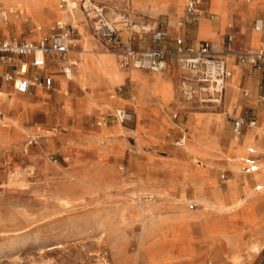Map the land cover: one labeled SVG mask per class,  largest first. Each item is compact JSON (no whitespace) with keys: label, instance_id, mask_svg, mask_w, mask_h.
<instances>
[{"label":"rangeland","instance_id":"rangeland-1","mask_svg":"<svg viewBox=\"0 0 264 264\" xmlns=\"http://www.w3.org/2000/svg\"><path fill=\"white\" fill-rule=\"evenodd\" d=\"M70 1L65 0L67 4L60 7V3L64 2L62 0H0V40L16 38L41 41L39 35L42 39L53 35L55 39L59 36L54 35L59 34L56 22L68 23L75 28L70 38H81L83 36L72 22L61 19L63 10L80 8L83 17L79 23L84 30V38L96 43L90 48L94 52L89 54L115 56L118 65L123 70H129L131 67L121 65L122 51L119 45L99 32L103 23L112 24L118 29L121 40L127 41L129 27L136 31L141 25L151 29H169V18L175 15L178 32H171L172 40L167 43L168 46H174L173 39L176 37L194 44L187 35L195 34L201 17L200 13L188 14V0L182 14L177 12L175 5H168L163 0ZM209 1L201 0L202 15L217 17L209 13ZM232 2L230 0L229 4ZM232 16H238V10H233ZM227 33H224V50L229 53L228 45L232 36ZM135 34L136 47L152 46L149 33ZM139 35H142L141 39ZM77 46L70 45L73 50L68 55L73 60L76 58L74 53L81 48ZM260 48L262 45L259 43L255 51ZM241 55L236 54V58L241 63L251 65V70L263 78L264 92L263 68L258 69L250 63L249 52L243 57ZM36 56L43 57L42 54ZM226 58L231 70V56ZM170 66L172 69L168 67V70L172 71L171 74L178 75L180 92L179 81L183 71L175 61ZM76 67L75 72L79 74L80 66L77 63ZM16 69H20V65ZM21 71L27 75L24 69ZM140 71L152 72L144 69ZM12 73L15 76L17 72ZM61 77L62 97L66 103L61 100L57 107L63 108L66 104V115L74 113L67 121L68 126H62L54 119L53 108L56 105L53 99L39 101L34 97L32 108L29 105L26 109L28 123L20 129L11 127L0 135V264H158L161 258L170 261V258L181 255L184 259L180 264H187L186 260L196 264H264V248L259 254H250L247 247L252 230L259 228L261 233L258 237L264 238V188H255L256 184H261L253 180L257 173H240L242 177L250 179L254 189L245 203L235 211L221 214H217V211L201 212L204 209L196 201L199 193L208 192V183H214L224 191L230 188L231 180L235 179L230 167L232 163L227 159L233 155L231 143L236 136L233 132V117L245 120L241 144L250 121L255 120L259 125L250 110L244 109L237 113L230 110L229 116L225 113L223 103L214 106L194 102L185 110H180L174 119L172 111L178 108L175 106L176 97H173L164 105V110L166 119L175 124L151 134L144 127L140 129L137 112L128 104L137 93V81L126 79L106 90V99L114 100L110 98V93L119 86L120 96L126 100V105H115L110 110L94 106L81 86L78 90L73 83L69 84L66 76ZM34 95L35 91L26 97ZM36 95L44 97L46 94L38 91ZM262 96L259 98L264 103ZM115 107L127 108L133 115L132 120L123 123L126 133L122 136L120 132L104 134V130L99 134L108 112H84L98 109L115 113ZM31 113L34 115L32 118ZM108 121V126L119 123L114 117ZM197 124L201 126L197 138H207V149L202 150L198 157L193 152L188 157H179L175 152L182 148L176 145L175 140L184 134V129L189 133ZM34 126L40 127L39 130L32 131ZM134 129L139 130L137 137L133 133ZM44 131L61 135L59 140L56 138L58 136L53 137L56 139L50 149L44 148ZM260 138L264 142V129ZM59 142L65 147L62 153L57 150L61 145ZM197 143L195 138H190L187 145L193 147ZM247 147L238 156L242 157ZM27 149L30 155L25 154ZM261 154L264 160V153ZM139 180L162 191L163 195L151 200L139 192ZM240 193L244 195L243 191ZM141 194L143 198L140 199ZM234 201L228 200L227 203ZM142 204L150 205L153 211H138L136 205ZM145 216H154L155 223L143 229ZM210 231L216 234L239 233L240 249L237 252L242 255L241 259L234 257L229 249H224L222 256L214 257V252L221 251L217 245H214L213 252L210 250L206 237Z\"/></svg>","mask_w":264,"mask_h":264},{"label":"bare ground","instance_id":"bare-ground-1","mask_svg":"<svg viewBox=\"0 0 264 264\" xmlns=\"http://www.w3.org/2000/svg\"><path fill=\"white\" fill-rule=\"evenodd\" d=\"M163 1H165L168 5H175L177 12L179 14H182L186 0H163ZM210 1H211L210 13L219 14L220 18L222 19V26H223V28H225L227 20L229 19V8L228 7H229V1L230 0H210ZM232 1L237 2V3H247L251 6H254L258 2H263L264 0H250V1L232 0ZM85 3H86V1H85ZM85 6H86V4H85ZM112 11H113V9H112ZM172 12H173V10H172ZM89 14H92V12H89ZM200 14H201V18H200L201 22H200V30L199 31H200V34L202 36V39L203 38L212 39L216 43H218V45L221 47L220 39L215 35L212 27L206 24L207 18H205L202 15L203 14L202 11L200 12ZM81 17H83V14L81 13L80 8L75 9V8L71 7L68 10H63L62 14H61V19L64 22H72L76 26V28H78L79 34L84 37V35H83L84 30L82 28V25L79 23V19ZM176 18L177 17L175 15H171V18H169L170 19V27H169L170 32H173L174 30L178 29V24H177ZM145 27L147 29H151L150 27H147V25H145ZM38 29H41V27H39ZM255 34L259 35V33H257V32H255ZM40 37H41V35L38 36V39L43 40ZM55 40L64 41L63 37L61 35L55 37ZM69 42L71 43V45L76 46L77 42H78V38H76V39L70 38ZM82 46H83L82 49L77 50V52L79 53L80 59L76 58V62L80 66L79 74L74 71V73L72 74L71 77L74 78L75 81L79 82V84L81 86L80 88L82 90H85L86 97H88L90 99V102L94 106H99V107H102L103 109L114 108V105L113 104H107V105L103 106V105L99 104L97 102V100L95 99V92L96 91H106L108 89H111L113 86L115 87L116 84L124 82L126 79H130L131 81L135 80V82L137 81L138 90H137V93L134 96V98L132 100L130 99L131 100L130 104L132 106H134V109L137 112L138 125L142 126V123L144 122V120L147 117V113L145 112V108L149 102V100H148L149 94L147 91L144 90V88L142 86V82H144L145 84H151V80H150L151 76L149 74V71L148 72H142V71H140L139 68L133 67V66L127 71L123 70L118 65V61H117V58L115 56H103V55L93 56V55L89 54V53L94 52L93 50H90V48L93 47L94 45L92 43H90L89 40H85L82 43ZM70 50H73V49L70 48ZM255 52H257V51H254L252 53H255ZM252 53H250V54H252ZM36 54H42V53L40 51H37ZM227 56H232V55L227 53ZM227 64H228V70L231 73L228 61H227ZM21 66H26V65H21ZM168 67H170L172 69V67L169 65L163 71H154V72H156L155 74L160 73L159 75H161V78H160V80L153 81L154 83L152 82L153 84H155V89H154L155 95L164 101L169 100V97H170L172 90H173L172 83H171L173 74H171V72H172L171 70H168ZM21 69H24V68L21 67L17 71V73H16L17 77L26 76L24 74V72L21 71ZM236 80H237V72L233 73L231 80H229V81L227 80V84L235 85ZM81 89H80V91H81ZM1 96H2V100L4 102V108H3V114L4 115L0 118V134H2L3 132H5L7 129H9L11 127H14L16 129H20L23 126V124L28 123V118L26 116V109L30 105L29 98H27L26 96H17L14 88L9 89L7 91H3L1 93ZM124 103H126L125 100H124ZM32 112H34V111H32ZM33 116H34L33 113H31V118ZM118 125L123 128V131H125L124 126H123V124H121V122H119ZM190 125H193V124H190ZM254 126H255V124H254ZM140 129H142V128L140 127ZM200 129H201V126L199 124H197V125L192 127V129L189 133L184 130V134H183L184 135V145L182 147H179L182 149H178L175 152L179 157H181V158L188 157L191 155V151L195 153L194 154L195 157H198V155L201 152L199 149L200 148L199 146L204 145L203 144L204 141L201 139L199 140L197 138V131H199ZM260 129H261V127H258V126L255 127L254 129H251V128L249 129L248 133H246V135L244 137L246 140V144L243 142L241 144H239V142H241L240 138H238L237 136H234V140L232 141L231 144H232V148H233L232 149V154H233L232 157L234 158L235 162H233L230 165V167L232 168V170L234 172V178L235 179L231 180L230 188L227 191L220 189L214 183H208L210 185V187L208 188V194H200L196 198V201L199 203L198 205H200L204 209V211H201V212L213 213V211H217L218 212L217 214H221L222 212L229 213L232 210L235 211V209L238 208L239 206L243 205V203H245L246 199L251 195L253 190H250V187H249L250 180H248V178H246V177L242 178L240 176V173L244 172V171L242 169V165H241V161H240L241 155L238 156V154L241 152H244V150L246 149V147L249 144L255 145L259 149V151L264 153V146H262L260 143L257 142L258 139L254 138V133H253V131L258 133V131H260ZM155 130H156V128H155ZM182 131H183V129H182ZM153 132H155V131H153ZM133 133L136 137L140 134L139 130H136V129L133 130ZM151 134H153V133L151 132ZM27 138H29V137H27ZM190 138H195L197 141H199L198 145L193 146V147L187 145L188 139H190ZM92 140L94 141V139H92ZM124 140H122V141H124ZM94 142L96 143V140ZM121 143H123V142H121ZM22 148H24V146ZM22 151H23V149H22ZM248 151H249V149H248ZM248 151L246 153H248ZM30 153H31L30 150L27 149L25 154L30 155ZM246 153H245V155H246ZM256 173L257 174L253 180L259 181L264 186V175H263L264 172H256ZM67 174L69 176H71V173L68 172ZM18 180H19V178H18ZM241 191L244 192V195H241V193H240ZM139 192H143L144 193L143 195L147 196L151 200H153L157 196L163 195L162 191L158 190L157 188L148 187V186H141ZM143 195L141 194L140 195L141 197H139V198L140 199L143 198L142 197ZM228 200H235V201L233 203H231V202L227 203ZM62 201H63V199H62ZM136 207H137L138 211H145V213H146V211H153V209L151 208L150 205L142 204V205H138V206L136 205ZM136 207L134 206V209ZM148 213H150V212H148ZM145 217H146V220L144 221V223L142 222L143 223V229H146L145 227L155 223L154 222L155 221L154 216H149V217L145 216ZM227 222H228V220H227ZM260 233H261V231L259 228L252 230L251 238L249 237L250 241L247 243V247H248L250 254H259L261 252V250L264 248V238L260 239L258 237V235ZM206 237L208 239V244L210 246L209 248H210V250H212V252H213L214 245H217L218 249L221 251V252H219V251L214 252V254H213L214 257L222 256L224 249H227V250L229 249L231 254L234 257L241 259L240 257H242V255L238 254V252H237L240 249V248H238V242H239L238 240L240 238L239 233L216 234V233H213L212 231H210L209 234L206 235ZM182 259H184L183 255L170 258V261L169 260L166 261L165 259L161 258L160 262L158 264H168L169 262H172L175 260H182ZM240 263H242V262H240Z\"/></svg>","mask_w":264,"mask_h":264},{"label":"built area","instance_id":"built-area-1","mask_svg":"<svg viewBox=\"0 0 264 264\" xmlns=\"http://www.w3.org/2000/svg\"><path fill=\"white\" fill-rule=\"evenodd\" d=\"M62 1L64 2L60 3V7L67 4L65 0ZM200 4L201 0H188L186 7L188 14L195 15ZM56 28L59 30V34L54 35H61L64 41L55 40L53 35L51 37L46 36L41 41L16 38L0 40V65L10 67L26 65L28 63L26 57L32 55L33 59L30 61V65L44 70L47 67L44 57L56 55L61 61L60 69L70 78L76 67V62L68 55L71 45L69 42L70 34L75 32V28L69 26L68 23L62 24L61 22H56ZM255 28L258 31L263 30L262 20L255 21ZM128 29L130 36L127 41H122L118 29L112 24L107 22L99 27V32L103 37L119 45L122 51L121 65L123 67L133 66L144 70L163 71L171 65L172 61H175L179 69L183 71L179 81L180 92L187 101L213 105L222 103L230 72L226 61L228 52L221 49L218 43L211 39H201L197 43L188 44L184 38L176 37L173 39L175 45L168 46L167 42L172 40L168 28L147 29L145 25H141L139 31L131 27ZM135 33H149L152 46L136 47L134 45L137 40ZM138 38L141 39L142 35H139ZM37 51L42 53V58L36 56ZM249 55L250 63L254 67L258 69L264 67V45L257 52L249 53ZM52 81L50 75L44 76L37 73L33 76L17 77L9 70L0 69V100L3 87L6 84H10L17 93L27 94L31 93L33 88L37 86L50 88ZM118 90L121 91V87ZM2 115L3 113L0 111V118ZM177 116V113L173 114L174 118ZM132 118L133 115L129 109L116 108L114 120L125 123ZM254 124H256L255 120H251L249 123V125ZM244 125V118L237 117L234 120L233 132L238 138L242 134ZM176 145L178 147L184 145V135L176 141ZM249 152L251 155L243 158L246 164L245 171L251 173L264 169V163H259L257 160L258 151L250 147Z\"/></svg>","mask_w":264,"mask_h":264},{"label":"crops","instance_id":"crops-1","mask_svg":"<svg viewBox=\"0 0 264 264\" xmlns=\"http://www.w3.org/2000/svg\"><path fill=\"white\" fill-rule=\"evenodd\" d=\"M247 1H250V0H247ZM200 6L201 5L198 6V11L196 12V15L199 14L201 11L203 12V10H201ZM228 8H229V24L226 28H223L222 19L220 18L219 14H213V15L217 16L214 18H208V17L204 16L205 18H207L206 24L212 27L215 35L220 39L221 47L220 46L219 47L221 49H224L226 47L225 46L224 33L228 31L229 33H227V34L229 36L230 35L232 36L231 42L228 45L229 50H230L229 54L232 55L231 59L229 61L231 64V73H230V76L228 78V81L231 80V77H232L233 73H235V72H237V80H236L235 85L227 84L225 94H224V98L222 101L223 107L225 109V113H227L229 116L231 115L230 110H232V112H234V113H237L238 111L244 110V109L250 110L255 115L254 118L257 121H259V125H256V124H255V126L254 125H248L247 133H248L250 128L254 129L257 126L261 127V129H260V131H258V133L254 132V131H253V133H254V138L258 139L257 142L260 143L262 146H264V142L260 138L262 136V132L264 129L263 128L264 127V103L263 102L261 103V100L259 98L261 95H263L262 98L264 97V92L262 90V87H263L262 86V79L263 78L261 77V75L258 72H253L251 70V65L246 64V63H241L236 58V54L254 52L256 50V48L258 47L259 43L261 45H264V28H263V30L258 31L255 28V22H254V26H253V21H256V20H262V22L264 24V2H258L254 6H251L247 3L232 2L229 4ZM210 9H211V3L209 6V13H210ZM233 10H238V16H236V17L232 16ZM210 14H212V13H210ZM257 17H261V18H257ZM200 18H199V27L197 28L195 34L192 36L190 34L187 35V37L193 39V43H195L198 39L202 38L200 31H199L200 30V22H201ZM177 32H178L177 29L173 31V33H177ZM255 32L259 33V35H256ZM85 40H89V42L92 43L89 38L81 37V38H78V42H77L78 46L77 47H81L80 49H82L83 48L82 43ZM168 42L170 43V41H168ZM92 44L95 45L96 43H92ZM74 54H75V57L77 59H80L78 52H76ZM76 58L74 60L75 62H76ZM32 59H33L32 55L29 57H26V60L28 61V63L26 64V66H20V68L21 67L24 68L27 76H33L37 73H40L44 76L50 75L52 77L53 81H52V86L50 88L45 87V86L44 87L37 86V87L33 88L32 92L35 91V95L33 97L27 96L30 99V108H32L31 105L33 103L34 97L38 98L39 101L42 99H48L49 101L54 100L53 101V102H55L54 105H56L53 108L54 109L53 110L54 111V119H56L62 126H68L67 121L69 120V118H72L74 113L70 114V115H66V113L64 112L66 104L63 106V108L57 107L58 102L61 100H64L62 97V91H61L62 86H63V80H62L61 76H66L62 72V70L60 69V64H61L60 59L56 55L44 57V60L47 64V67L44 70H40L36 67L31 66L30 61ZM0 69L1 70L6 69V70H9L11 72L12 71L17 72L19 70V69L15 70V67H12V66L10 67V66H6V65H0ZM263 70H264V67H263ZM175 72H176V70H175ZM155 73L156 72H154V71L149 72V74L151 76L150 77L151 78L150 79L151 84H145L144 82H142V86H143L144 90L147 91L149 94V99H148L149 102L145 108V112L147 113V117L144 120V122L142 123L141 128L144 127L145 129H147L148 133L155 131V128H156V130H161L163 128H167V127L171 126L172 124H175L174 122H169L166 119L165 110H164V105L167 104V102H169V100H171L173 97H176L175 106L178 109L172 111V117H173L174 113H177L179 115L180 110H183V109L185 110L187 108V106H189L191 103L194 104V102L187 101L183 97V95H181V93L178 91V83H177L178 82V75H177V73H174L172 80H171L173 90H172V93L169 97V100L164 101L161 98H159L158 96H156L154 93L155 84H153L154 83L153 81L160 80L161 75H159L160 73H158V74H155ZM67 78L69 79V84L73 83V85L79 90L80 85H78L75 81H73L71 79V77L70 78L67 77ZM10 86H11L10 84H6L3 87V91H7V89L9 90ZM118 89H119V86H117L115 88V90L112 93H110V98H112L114 100L106 99V96H105L106 91H96L95 92V99L97 100V102L99 104H101L103 106L107 105V104H113L114 106L115 105H122V104L126 105V103H124L125 99H123L120 96L121 91H119ZM38 91H42L46 95H44V97H39L36 95ZM31 93L22 94V95L26 96V95L31 94ZM179 93H180V95H179ZM18 94H20V93H18ZM18 94L16 93L17 96H19ZM64 102H65V100H64ZM128 104L131 105L130 102ZM221 104H217L214 106H220ZM132 107L134 108V106H132ZM3 108H4V102H3L2 97H1L0 110L2 113H3ZM84 112L85 113L95 112L97 114L98 113L103 114L105 112H108L105 115L106 121L104 122V125L101 127L99 134H101L103 132V130H104V134L112 133V132H120L121 133L120 136H122L124 133H126V131H123V128L120 127L118 125V123L111 125V126H108V124H107L109 122L108 119H111L112 117H114L113 112L109 113V111H101L98 109H96V110L94 109L93 111H84ZM233 118H234L233 120H235L237 117H233ZM121 124H123V123H121ZM39 128L40 127H38V126L37 127L34 126L31 128V130L35 132V131H38ZM71 132H72V129H71L70 133ZM3 134H4V132L0 135H3ZM45 134H46V135H44V137H46L45 142H44V148L45 149H50L51 146H53V143L55 142L56 138H57V140L61 139V135L56 134V133L50 134L49 131H46ZM55 136H58V137H56L54 139L53 137H55ZM181 136L177 137L175 142L178 139H180ZM206 140H207V138H203V141H204L203 144L204 145L199 146L200 151L207 149L208 143L206 142ZM242 142L246 144L245 138ZM59 143L61 144V142H59ZM198 143H199V141H198ZM197 144H196V146H197ZM124 147H125V140H124ZM250 147H253L258 151V153H257L258 162L264 163V160H262V158H261L262 154L259 151V149L255 146H249V147H247V151ZM57 150L59 151V153H62V151L65 150V147L61 144ZM121 150L116 149V151H121ZM249 153H250L249 151H248V153H246V155L244 153V155L241 157V160H240L244 173H246L247 175H252L253 173L263 171L264 169H259L257 171L251 172V173H247L245 171L246 164H245L243 158L250 156L251 154H249ZM227 159L230 161V163L235 162L233 157H228ZM242 178H244V177H242ZM246 178H248V177H246ZM147 185H148V187H153V186H149V183H147L143 180H139V186H147ZM249 187H250V190L254 189L251 185H249ZM255 188H256V190H261L264 187L262 184H256ZM200 194H208V192H206V193L201 192L198 195H200ZM255 199L257 201L258 197H256ZM181 262H182V260H175V261H172L170 263L180 264ZM186 263L187 264H196V263H190L189 260H186ZM198 264H203V263L200 262Z\"/></svg>","mask_w":264,"mask_h":264}]
</instances>
